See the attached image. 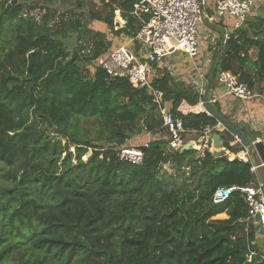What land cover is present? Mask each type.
Listing matches in <instances>:
<instances>
[{
  "label": "trees",
  "instance_id": "16d2710c",
  "mask_svg": "<svg viewBox=\"0 0 264 264\" xmlns=\"http://www.w3.org/2000/svg\"><path fill=\"white\" fill-rule=\"evenodd\" d=\"M11 1L0 0V264H256L246 261L248 249L256 251L257 227L246 222L243 195L236 191L212 203L219 187L257 182L251 164L168 148L163 103L185 130L222 134L200 110L197 94L163 71L149 77L161 93L158 104L152 90L110 79L95 65L111 42L89 23L133 38L150 21L131 15L137 0H98L105 15L88 10L85 17L76 13L79 3L67 17L40 4L47 0H18L7 8ZM116 10L123 26L114 25ZM256 17L212 58L211 86L219 72L229 71L259 90L264 17ZM71 36L70 52L63 40ZM30 52L33 67L26 76ZM224 132L226 150L241 152ZM142 133L152 140L141 164L120 161L116 149ZM166 165L183 177L179 183L163 171Z\"/></svg>",
  "mask_w": 264,
  "mask_h": 264
},
{
  "label": "built area",
  "instance_id": "2783aa9c",
  "mask_svg": "<svg viewBox=\"0 0 264 264\" xmlns=\"http://www.w3.org/2000/svg\"><path fill=\"white\" fill-rule=\"evenodd\" d=\"M255 3L256 0H216L215 19L231 22L229 33L223 38L224 42L229 39L231 33L246 25L254 10ZM205 5L206 0H137L133 5L131 15L137 18L146 15L150 17V21L142 26L135 37L127 39L126 43L97 59L95 65L105 71L110 79L123 78L134 88L152 90L149 82L151 65H155L159 69L168 68L164 66L167 58L176 52L184 53L194 66L192 85L198 96L199 106L204 109L203 112L206 116L210 117L203 102L206 93V75L210 64L202 66L196 62L199 54L198 28L203 20ZM114 13L118 19L115 25L118 26L119 22L124 25L125 22L122 20L120 12L116 10ZM215 81L222 88L224 96L233 97L241 102L261 97L248 88L246 84L239 82L238 78L229 71L219 72ZM152 95L155 102L159 104L161 93L152 90ZM261 98L264 100V95ZM217 101L218 98H208V102L212 106ZM166 104L163 103L160 108L162 128L169 135L168 148L176 151L187 144L185 140L187 133L196 135L199 134V131L185 130L181 119L173 116ZM201 134L199 141H197L201 146L196 147V142L192 140L191 147L198 153V157H202L205 151L213 154L207 146L211 141V130H204ZM258 141L264 143V139ZM148 143L149 141L138 146L132 145L116 149L117 157L120 161L139 165L142 162L143 152L137 147H147ZM235 158L251 164L250 158L244 150L235 154L232 160ZM251 172L254 173L252 164ZM236 191L243 195L247 207L246 222L251 223L254 227L264 229V192L258 182L250 183L241 188L219 187L212 196V203L220 204ZM254 259L256 264H264L263 255L248 249L246 261L252 262Z\"/></svg>",
  "mask_w": 264,
  "mask_h": 264
},
{
  "label": "crops",
  "instance_id": "0c3cea01",
  "mask_svg": "<svg viewBox=\"0 0 264 264\" xmlns=\"http://www.w3.org/2000/svg\"><path fill=\"white\" fill-rule=\"evenodd\" d=\"M215 4H216V0H206V5L203 10V20L199 27L198 49H199L200 57L203 60L204 66L209 65L211 63L212 58L221 51V48L224 45L223 38L227 33H229V27L231 23L229 20L218 21L217 19H215L214 16ZM257 4H258V0H256L255 8L257 7ZM252 12H254V10ZM249 56L252 60L255 59L254 50H251L249 52ZM165 63L172 64L171 70L172 68L176 69L177 67H180L179 62H170L168 58L165 60ZM207 76L208 74L206 75V82L208 83ZM263 85L264 82L260 84V87H262ZM260 96L262 97L263 95ZM261 97L254 98L249 102H241L233 97L224 96L222 88L218 86L215 80L212 86L210 83V89L208 92L209 99L218 98L217 103L214 105H218L222 115L225 116L235 127H237L240 131L245 133L249 138L255 135L260 136L255 141L264 139V100ZM167 105L169 106L170 109V104L167 103L166 106ZM219 130L220 132H222L221 135L225 137L224 131L226 130L223 129L222 127L219 128ZM201 135H202L201 132H199V134L196 135L187 133L185 135V140L187 141V144H191V145H192L191 141L194 140L196 142L195 146L200 147L201 144L198 143L197 141H199ZM221 135L219 136L224 145V141ZM210 136L212 139V133L210 134ZM238 145L240 144L237 143L235 139L234 141H231L229 143L230 147H235ZM191 149L194 150L193 147H191ZM210 149L212 150V148ZM221 155L227 156L229 160H232L235 154L226 150L225 148V151L222 152ZM252 244L256 248V252L264 256V229H260V227H257Z\"/></svg>",
  "mask_w": 264,
  "mask_h": 264
},
{
  "label": "rangeland",
  "instance_id": "374dc122",
  "mask_svg": "<svg viewBox=\"0 0 264 264\" xmlns=\"http://www.w3.org/2000/svg\"><path fill=\"white\" fill-rule=\"evenodd\" d=\"M30 1H32V0H30ZM75 3H79L82 6L81 9H76V13L83 15V17H85L87 15L88 10H91L93 12H99L101 15H105L104 7L98 0H47L46 2H42V3L40 2V4H42L43 6L53 7L54 11H56L57 13H60V14L65 13L67 17L69 16V14L67 12L75 7ZM35 14L41 15L42 11H36ZM256 15L259 16V18L264 17V0H258L257 7L256 8L254 7V12H252V16H250L248 18V23H252L253 20H255L257 18ZM116 21L118 22V19H117L116 15L114 14V25H115ZM119 24L123 25L120 22H119ZM89 29H91L94 32L104 33L106 35L107 40L111 42V48H110V50H108V52L112 51L113 47L116 48L120 45H123L124 43L127 42V39H128L124 36H119V37L112 36L109 33L108 28L104 24L98 23L96 21H92L89 23ZM198 34H199V28H198ZM63 42H64V45L66 46V48L71 52L75 46L74 36H71V37L63 40ZM84 52L86 53V50ZM168 59L170 62H179L180 67H177L176 69L172 68V70H171V67H172L171 63L170 64L168 63L167 65L164 63V66H166L168 68H162V69L157 68V66H155V65H151V73H150L149 77L151 75L157 76L159 73H162L163 71H167L170 73V76L172 77L173 82L182 83L187 88L194 91V88L192 85L193 84L192 81L194 79L193 63L187 58V56L184 53H181V52H176V53L172 54ZM196 62L200 63L203 66V60L200 57V54H198ZM93 65L94 64H92L91 66H88L89 72H91ZM254 91L256 93H259L260 95H264V85L262 87H260V89L258 91L257 90H254ZM255 98H257V97H255ZM253 99H251V100H253ZM251 100H249V101H251ZM249 101H246V102H249ZM244 104H247V103H244ZM167 108H169V106ZM200 110L203 112L204 109L202 107H200ZM83 126L85 128H90L91 124L88 122L87 124L84 123ZM163 136L165 137L166 134ZM141 139H143L144 141L150 142L152 140V136L147 134V133H142L138 136H134L132 138L133 141H131V142L129 141L127 143V146L136 145L137 143H139V141H141ZM71 151H72V149H71ZM163 171L166 172L167 174L174 176L176 182H178V183L183 179V177H181L180 174H176L174 172L173 168L170 165L164 166Z\"/></svg>",
  "mask_w": 264,
  "mask_h": 264
},
{
  "label": "water",
  "instance_id": "95a60500",
  "mask_svg": "<svg viewBox=\"0 0 264 264\" xmlns=\"http://www.w3.org/2000/svg\"><path fill=\"white\" fill-rule=\"evenodd\" d=\"M18 0H12L6 7L16 5ZM33 52H30L27 55V67H26V76L32 70L33 67ZM214 60L211 63L213 66ZM211 81L208 80L206 86V93L203 97V102L205 109L209 112L210 117L213 118L217 123L218 126L225 129L234 139L239 143L244 151L248 154L251 164L254 167V174L256 176V180L258 184L262 187L264 192V143L262 141H252L245 133L240 131L237 127H235L225 116L216 112L214 106L209 104L208 102V92L210 89ZM209 148H212L213 154L220 156L222 152L225 151L223 142L221 138L217 134L212 135L211 142L207 144ZM138 150L144 151L146 149L145 146L137 147ZM191 149V144H187L180 148L179 152L188 151ZM260 229H263L260 227Z\"/></svg>",
  "mask_w": 264,
  "mask_h": 264
}]
</instances>
